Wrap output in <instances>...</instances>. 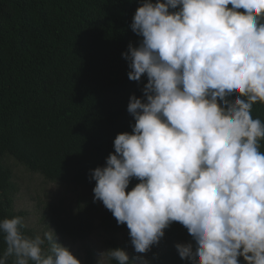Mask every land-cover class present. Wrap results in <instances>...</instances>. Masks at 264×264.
<instances>
[{"label": "clouds", "instance_id": "9594fccd", "mask_svg": "<svg viewBox=\"0 0 264 264\" xmlns=\"http://www.w3.org/2000/svg\"><path fill=\"white\" fill-rule=\"evenodd\" d=\"M130 27L142 40L122 57L129 80L147 76L144 99L130 96L132 133L90 170L93 202L126 224L136 253L179 222L195 241L175 245L190 264H264V122L251 115L264 103V0H144ZM24 226L0 220V264H81L53 229L30 237ZM105 255L148 264L120 248Z\"/></svg>", "mask_w": 264, "mask_h": 264}, {"label": "trees", "instance_id": "16d2710c", "mask_svg": "<svg viewBox=\"0 0 264 264\" xmlns=\"http://www.w3.org/2000/svg\"><path fill=\"white\" fill-rule=\"evenodd\" d=\"M143 2L0 0V220L20 216L24 222L25 216L14 208L18 188L10 159L46 181L94 187L90 170L106 166L118 134L132 133L135 120L127 111L129 98L144 99L147 76L140 82L129 80L122 53L130 43L139 46L142 40L130 25ZM251 115L264 122V103L254 104ZM260 143L264 152V140ZM139 182L132 178L126 191ZM96 221L109 236V249L128 253L130 236L118 237L129 231L126 224L118 225L104 205L89 199L78 201L67 218L56 223L57 233L87 241ZM24 225L25 235H38ZM182 230L187 229L173 222L159 244H170ZM189 242L195 248L190 235L180 244ZM5 249L0 234V254ZM110 262L118 264L114 259ZM8 264H15V257ZM81 264H99L93 248L87 249ZM148 264L190 262L170 246Z\"/></svg>", "mask_w": 264, "mask_h": 264}, {"label": "rangeland", "instance_id": "374dc122", "mask_svg": "<svg viewBox=\"0 0 264 264\" xmlns=\"http://www.w3.org/2000/svg\"><path fill=\"white\" fill-rule=\"evenodd\" d=\"M14 173L15 192L14 208L17 212H24V222L27 227L33 229L38 235L49 231V227L55 231L57 242L67 247L72 254L82 262L88 248H93L97 253L99 264H111L110 258L106 255L100 256V253L109 250L107 241L109 236L99 227V221H96V229L87 241H74L68 237L57 233L56 223L60 219H66L77 206L78 201L89 199L93 201V188L86 186L67 185L60 182H49L40 173L29 171L23 165L15 160H9ZM97 206H102L100 201L95 202ZM180 237L174 239L168 245H153L146 253H136L132 244L128 249V255L132 258L137 256L144 257L147 262L161 251L170 246H175L189 236L187 230H182ZM120 240L129 237V231L118 235ZM47 252V243L42 246ZM139 264V261H137Z\"/></svg>", "mask_w": 264, "mask_h": 264}]
</instances>
